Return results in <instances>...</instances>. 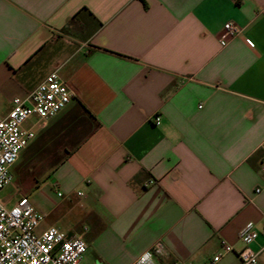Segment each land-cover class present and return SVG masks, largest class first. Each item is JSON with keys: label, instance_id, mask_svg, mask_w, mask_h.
<instances>
[{"label": "crops", "instance_id": "obj_1", "mask_svg": "<svg viewBox=\"0 0 264 264\" xmlns=\"http://www.w3.org/2000/svg\"><path fill=\"white\" fill-rule=\"evenodd\" d=\"M53 71L73 98L32 142L57 162L17 199L39 231L83 234L81 264L158 241L157 264H241L264 226V0H0V115ZM251 247L264 264V233Z\"/></svg>", "mask_w": 264, "mask_h": 264}, {"label": "built area", "instance_id": "obj_2", "mask_svg": "<svg viewBox=\"0 0 264 264\" xmlns=\"http://www.w3.org/2000/svg\"><path fill=\"white\" fill-rule=\"evenodd\" d=\"M241 33L239 25L226 22L220 37L221 45L226 46ZM64 82L57 72H51L27 98H14L8 115H0V194L12 183L11 169L36 138L37 130L46 127L50 119L57 117L72 100L73 94ZM154 120L158 124L160 117ZM76 194L84 195L82 191ZM57 195L62 197L61 192ZM45 218L33 208L28 196L21 197L10 208L0 200V264H81L87 251L84 235L69 237L56 226L40 232ZM260 233H264V226L258 230L253 222L241 230L243 248L238 251L241 264H258L259 253L251 244ZM224 250L230 252L233 248L226 245ZM164 253V244L158 241L132 264H157V258ZM221 257V254L216 255L211 264Z\"/></svg>", "mask_w": 264, "mask_h": 264}, {"label": "rangeland", "instance_id": "obj_3", "mask_svg": "<svg viewBox=\"0 0 264 264\" xmlns=\"http://www.w3.org/2000/svg\"><path fill=\"white\" fill-rule=\"evenodd\" d=\"M38 63L34 72L37 77L44 76L48 72L49 59ZM38 141L35 140L23 151L18 163L11 169L13 181L0 194V200L8 208L17 202L20 196L28 194L31 187L36 184V180L43 177L57 162L52 150L42 151L38 148L40 145Z\"/></svg>", "mask_w": 264, "mask_h": 264}, {"label": "trees", "instance_id": "obj_4", "mask_svg": "<svg viewBox=\"0 0 264 264\" xmlns=\"http://www.w3.org/2000/svg\"><path fill=\"white\" fill-rule=\"evenodd\" d=\"M76 17H77V15L73 18V20H75L76 19ZM64 30H67V28H65Z\"/></svg>", "mask_w": 264, "mask_h": 264}]
</instances>
